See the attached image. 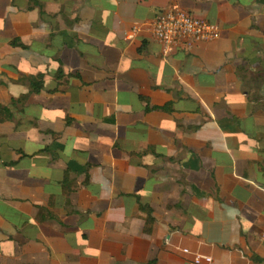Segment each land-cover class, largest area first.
Instances as JSON below:
<instances>
[{
	"label": "crops",
	"instance_id": "1",
	"mask_svg": "<svg viewBox=\"0 0 264 264\" xmlns=\"http://www.w3.org/2000/svg\"><path fill=\"white\" fill-rule=\"evenodd\" d=\"M0 106V264H264V0H0Z\"/></svg>",
	"mask_w": 264,
	"mask_h": 264
},
{
	"label": "built area",
	"instance_id": "2",
	"mask_svg": "<svg viewBox=\"0 0 264 264\" xmlns=\"http://www.w3.org/2000/svg\"><path fill=\"white\" fill-rule=\"evenodd\" d=\"M155 39L162 47L163 54L168 56L173 50L189 49L195 44L212 42L220 38L219 25L194 17L189 12L174 7L160 14L150 25ZM138 28L125 33L131 39V33ZM185 253H189L185 250ZM212 258L197 255L195 264H210Z\"/></svg>",
	"mask_w": 264,
	"mask_h": 264
},
{
	"label": "trees",
	"instance_id": "3",
	"mask_svg": "<svg viewBox=\"0 0 264 264\" xmlns=\"http://www.w3.org/2000/svg\"><path fill=\"white\" fill-rule=\"evenodd\" d=\"M18 43L16 41L12 42V46H16ZM30 83H31V93L38 94L42 91L44 87V82H43V76H38L37 78H30ZM26 97H23V99ZM21 99V100H23ZM16 102V101H14ZM2 113H8L5 108L0 106V114Z\"/></svg>",
	"mask_w": 264,
	"mask_h": 264
}]
</instances>
